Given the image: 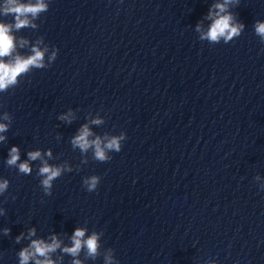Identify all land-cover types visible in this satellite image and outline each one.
Instances as JSON below:
<instances>
[{"label": "clouds", "instance_id": "clouds-1", "mask_svg": "<svg viewBox=\"0 0 264 264\" xmlns=\"http://www.w3.org/2000/svg\"><path fill=\"white\" fill-rule=\"evenodd\" d=\"M51 0H0V16H12V22H5L0 20V93H6L9 89L17 87L20 83L19 78L27 76L33 69H46L56 60L59 49L53 47L51 54L45 61V53L49 51L48 47L43 49L39 45L31 47L30 55H21L15 53L16 37L13 35L14 31L19 32L24 28H31L33 30L38 28L37 20L41 15L49 10ZM240 0H222L216 2L209 8L206 20L211 23L205 30L203 22L196 24L195 31L199 33L200 41H207L209 44H218L223 41L225 44L238 38L245 29L244 23L240 22L237 15L231 11V8L238 6ZM254 33L259 38V41L264 44V20H256L253 24ZM20 47L23 48L28 44V40L21 38ZM39 43H42L40 41ZM2 107V105H0ZM74 116L71 110L58 117V119L71 123ZM13 116L3 111L0 114V133L8 132ZM105 121L103 118L97 116L90 120L92 125H101ZM89 123L83 124L78 133L71 139L72 148L79 149L82 156L85 157L81 161L87 164V154L91 152L92 159L101 163L108 162L112 159L110 153H119L122 150L123 142L126 140V132L121 131L118 135L105 133L103 137L96 135L89 126ZM7 137L0 135V143H3ZM47 156L48 159L44 157ZM53 158L51 150L43 153L37 149L27 153V160L21 161L20 149L17 146H12L8 151V158L5 161L10 168L18 169L19 174L31 175L33 167L31 161H41L36 175L40 177V186L44 195L51 196L53 183L66 172H72L73 167L68 163L52 164L49 161ZM79 170V167L76 168ZM261 177L256 175L255 181H259ZM101 177L98 175H91L84 177L82 184L88 192H94ZM10 182L6 178H0V196H3L8 188ZM260 190L264 191V184H259ZM15 199V197H12ZM6 209L0 207V216L6 215ZM86 228H76L71 236V246H62L63 242L56 235L50 237V242L44 239H33L36 236V229L29 228L27 234L21 232L15 237V242L19 244L21 240L27 239L30 241L27 247L22 248L18 253V264H57L51 258V254L60 249L64 254L73 257L72 264H83V261L77 259L81 252H84L86 259L95 260L97 257L103 255L104 264H119L114 255L112 248H107L101 252V237L102 232L93 231L91 235L86 237ZM2 232L5 236L10 235V228H3ZM86 237V238H85ZM205 264H216L215 260L209 259Z\"/></svg>", "mask_w": 264, "mask_h": 264}]
</instances>
